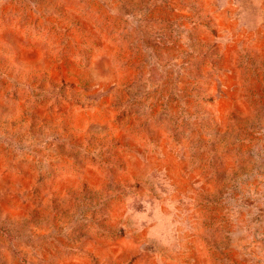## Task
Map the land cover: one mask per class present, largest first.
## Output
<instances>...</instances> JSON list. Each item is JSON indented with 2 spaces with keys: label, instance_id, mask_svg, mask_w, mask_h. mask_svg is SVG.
<instances>
[{
  "label": "rangeland",
  "instance_id": "1",
  "mask_svg": "<svg viewBox=\"0 0 264 264\" xmlns=\"http://www.w3.org/2000/svg\"><path fill=\"white\" fill-rule=\"evenodd\" d=\"M0 264H264V0H0Z\"/></svg>",
  "mask_w": 264,
  "mask_h": 264
}]
</instances>
